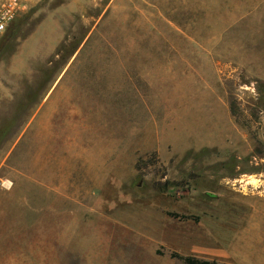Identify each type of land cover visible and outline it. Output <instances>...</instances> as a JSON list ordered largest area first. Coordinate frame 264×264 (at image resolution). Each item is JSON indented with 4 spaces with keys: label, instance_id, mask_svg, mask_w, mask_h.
Masks as SVG:
<instances>
[{
    "label": "rangeland",
    "instance_id": "1",
    "mask_svg": "<svg viewBox=\"0 0 264 264\" xmlns=\"http://www.w3.org/2000/svg\"><path fill=\"white\" fill-rule=\"evenodd\" d=\"M38 163L45 193L60 175L56 264H264V0L22 12L0 38V193Z\"/></svg>",
    "mask_w": 264,
    "mask_h": 264
},
{
    "label": "crops",
    "instance_id": "2",
    "mask_svg": "<svg viewBox=\"0 0 264 264\" xmlns=\"http://www.w3.org/2000/svg\"><path fill=\"white\" fill-rule=\"evenodd\" d=\"M37 166H42L38 168L42 172L21 173L23 179L37 182V185L29 187L24 181L25 187L20 192L11 189L0 193V233H4L5 241V246L0 247L4 248L0 250L3 264H56L62 238L60 175L56 174V182L53 179L52 192L45 193L44 164Z\"/></svg>",
    "mask_w": 264,
    "mask_h": 264
},
{
    "label": "built area",
    "instance_id": "3",
    "mask_svg": "<svg viewBox=\"0 0 264 264\" xmlns=\"http://www.w3.org/2000/svg\"><path fill=\"white\" fill-rule=\"evenodd\" d=\"M40 0H0V38L12 22Z\"/></svg>",
    "mask_w": 264,
    "mask_h": 264
},
{
    "label": "trees",
    "instance_id": "4",
    "mask_svg": "<svg viewBox=\"0 0 264 264\" xmlns=\"http://www.w3.org/2000/svg\"><path fill=\"white\" fill-rule=\"evenodd\" d=\"M171 256L176 257V258H180V259L184 260L187 264H219L217 261H212V260H208V259H201V258H197V257L191 256V255L183 256V255H180L179 253H176V252H172Z\"/></svg>",
    "mask_w": 264,
    "mask_h": 264
},
{
    "label": "bare ground",
    "instance_id": "5",
    "mask_svg": "<svg viewBox=\"0 0 264 264\" xmlns=\"http://www.w3.org/2000/svg\"><path fill=\"white\" fill-rule=\"evenodd\" d=\"M244 182V181H243Z\"/></svg>",
    "mask_w": 264,
    "mask_h": 264
}]
</instances>
